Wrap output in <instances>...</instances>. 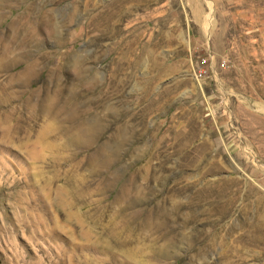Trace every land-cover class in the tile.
<instances>
[{
	"label": "rangeland",
	"instance_id": "rangeland-1",
	"mask_svg": "<svg viewBox=\"0 0 264 264\" xmlns=\"http://www.w3.org/2000/svg\"><path fill=\"white\" fill-rule=\"evenodd\" d=\"M0 6V264H264V0Z\"/></svg>",
	"mask_w": 264,
	"mask_h": 264
},
{
	"label": "bare ground",
	"instance_id": "bare-ground-1",
	"mask_svg": "<svg viewBox=\"0 0 264 264\" xmlns=\"http://www.w3.org/2000/svg\"><path fill=\"white\" fill-rule=\"evenodd\" d=\"M3 1V0H2ZM2 6V5H1ZM0 6V7H1ZM6 6V5H5ZM18 26V25H17ZM19 27V26H18ZM49 27H51L49 25ZM55 32V31H54ZM45 33V32H44ZM31 34V33H30ZM39 37V36H38ZM50 37V36H48ZM53 37V36H52ZM1 38V36H0ZM59 38V37H58ZM27 39V38H25ZM36 42V41H35ZM59 42V41H58ZM34 47V46H33ZM32 48V47H31ZM31 58V57H30ZM18 62V61H17ZM74 62V61H73ZM11 58L7 56V49L0 47V70L3 72L7 71L9 72L8 75L5 77L6 82H0V102H5L6 100H10L11 98V87L12 85L21 84L25 85L27 84L32 77L36 73V69L34 67H29L27 69H23L21 71H16L13 74H11ZM74 65V64H73ZM78 72V71H77ZM6 73V72H5ZM2 81V80H1ZM44 90V89H43ZM53 90V89H52ZM17 91V90H16ZM56 91V90H55ZM58 95V94H57ZM53 97V96H52ZM58 97V96H57ZM55 98V97H54ZM56 99V98H55ZM39 101V100H38ZM49 103V102H48ZM4 104V103H3ZM24 104V103H22ZM1 106V104H0ZM32 106V105H31ZM8 107V105H7ZM34 108V107H32ZM42 108V107H41ZM4 110V109H3ZM16 110V109H15ZM19 111V110H18ZM16 113V112H15ZM36 113V112H35ZM26 114V113H25ZM77 114V113H76ZM8 115V114H7ZM37 115V114H36ZM48 115V114H47ZM46 115V116H47ZM22 116V115H21ZM20 117V116H19ZM9 118V117H8ZM68 118V117H67ZM7 119V117H6ZM10 119V118H9ZM20 119V118H19ZM36 119V118H35ZM8 120V119H7ZM13 121V120H12ZM24 122V121H23ZM9 123V122H8ZM28 123V122H27ZM48 123V122H47ZM30 124V123H29ZM12 125V124H11ZM10 126V125H9ZM21 126V124H20ZM24 126V125H23ZM77 126V125H76ZM22 127V126H21ZM56 127V126H55ZM15 128V127H14ZM24 128V127H23ZM50 128V127H49ZM46 131V130H45ZM48 132V131H47ZM48 134V133H47ZM51 134V133H50ZM93 135V134H92ZM43 136V134H42ZM56 138V137H55ZM96 139V138H95ZM71 141V140H70ZM84 143V142H83ZM79 144V143H78ZM78 147V146H77ZM56 150V149H55ZM48 158V157H47ZM215 207V206H214ZM220 207V206H219ZM217 208V207H216ZM222 211V210H221ZM224 211V210H223ZM245 225H252L249 222L245 221Z\"/></svg>",
	"mask_w": 264,
	"mask_h": 264
},
{
	"label": "built area",
	"instance_id": "built-area-1",
	"mask_svg": "<svg viewBox=\"0 0 264 264\" xmlns=\"http://www.w3.org/2000/svg\"><path fill=\"white\" fill-rule=\"evenodd\" d=\"M203 63L204 64H206L207 63V61L206 60H203ZM226 63L224 62L222 65L224 66ZM203 72H201V74H202Z\"/></svg>",
	"mask_w": 264,
	"mask_h": 264
}]
</instances>
